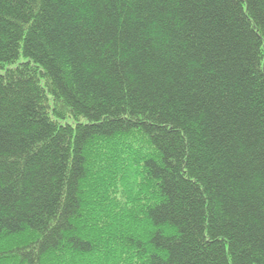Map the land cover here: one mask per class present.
<instances>
[{
  "label": "trees",
  "instance_id": "1",
  "mask_svg": "<svg viewBox=\"0 0 264 264\" xmlns=\"http://www.w3.org/2000/svg\"><path fill=\"white\" fill-rule=\"evenodd\" d=\"M0 264H264V0H0Z\"/></svg>",
  "mask_w": 264,
  "mask_h": 264
}]
</instances>
